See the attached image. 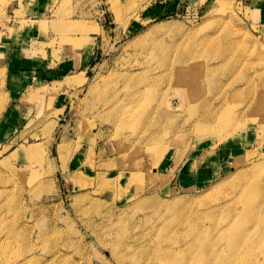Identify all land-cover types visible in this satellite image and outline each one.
Instances as JSON below:
<instances>
[{
	"label": "rangeland",
	"instance_id": "obj_1",
	"mask_svg": "<svg viewBox=\"0 0 264 264\" xmlns=\"http://www.w3.org/2000/svg\"><path fill=\"white\" fill-rule=\"evenodd\" d=\"M259 163L264 0H0V264H106L126 230L200 264L237 209L264 264Z\"/></svg>",
	"mask_w": 264,
	"mask_h": 264
},
{
	"label": "bare ground",
	"instance_id": "obj_2",
	"mask_svg": "<svg viewBox=\"0 0 264 264\" xmlns=\"http://www.w3.org/2000/svg\"><path fill=\"white\" fill-rule=\"evenodd\" d=\"M203 130H205V129H203ZM35 147H36V145H32L28 149L26 147H22L21 149H18L17 153H19L22 150L25 153H27V152L31 153V152H34L37 150V148H35ZM258 167L260 169V168L264 167V165H262V163L261 164L259 163ZM240 214H242V213L238 212V209H237L236 215L230 224L231 229L229 226V231H228L229 235L227 236L228 241H227V245H225L227 248L221 244L220 247L218 248V250L215 251L214 257H212V255L210 254L212 257V258L210 257L211 258L210 261H209V257H208V259H205V261L201 260L200 264H238L236 262L235 258L237 256L238 250L240 249L241 241L242 240L244 241L246 238H248V239L252 238V234H251L252 231L250 229L241 227L240 224L237 222V218H240ZM230 216L232 218L233 215H230ZM237 225H239V227ZM237 233H239V234H237ZM249 234H250V236H247ZM161 242H163V241H161ZM202 244H205V243H202ZM104 245L105 246H103L101 248L102 255H105L107 258L106 252L109 251L110 252L109 257L111 259V261H109V263L105 259L104 262L106 264H110L111 262H112V264H174L175 262L176 263L179 262L176 259L177 258L176 254L178 252V248L175 247L174 245L157 243V245L151 246L150 240L143 239L141 234L131 235L128 230H126L121 235H119L118 239H117V241H115V243H111V244L108 243V244H104ZM201 247L205 248V245L201 246ZM209 248H210V245H209ZM202 252H204V251H202ZM182 254H180V257H183V256H181ZM205 254H203V255L205 256ZM103 258H105V257L103 256ZM174 259H176V261H174ZM104 262H102V263H104ZM182 264H183V262H182Z\"/></svg>",
	"mask_w": 264,
	"mask_h": 264
},
{
	"label": "crops",
	"instance_id": "obj_3",
	"mask_svg": "<svg viewBox=\"0 0 264 264\" xmlns=\"http://www.w3.org/2000/svg\"><path fill=\"white\" fill-rule=\"evenodd\" d=\"M22 79L25 77V74H22L20 76ZM184 163L177 165L172 159H168L166 163L164 164V169L167 170V172H174V179H176L178 182L179 180L183 182V177L180 173L183 171ZM187 171V169H185ZM189 175V174H188ZM191 175V174H190Z\"/></svg>",
	"mask_w": 264,
	"mask_h": 264
}]
</instances>
